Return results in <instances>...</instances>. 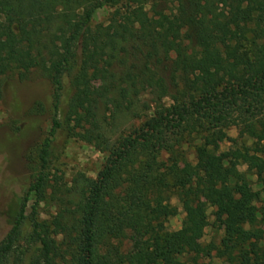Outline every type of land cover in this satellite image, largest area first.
I'll return each instance as SVG.
<instances>
[{
    "label": "trees",
    "instance_id": "obj_1",
    "mask_svg": "<svg viewBox=\"0 0 264 264\" xmlns=\"http://www.w3.org/2000/svg\"><path fill=\"white\" fill-rule=\"evenodd\" d=\"M33 70L51 127L5 212L0 264H199L207 206L217 258L264 264V0H0V77ZM101 108L138 125L112 139ZM62 131L105 155L94 179L54 172Z\"/></svg>",
    "mask_w": 264,
    "mask_h": 264
},
{
    "label": "rangeland",
    "instance_id": "obj_2",
    "mask_svg": "<svg viewBox=\"0 0 264 264\" xmlns=\"http://www.w3.org/2000/svg\"><path fill=\"white\" fill-rule=\"evenodd\" d=\"M110 9L103 8L96 12L93 23H104ZM0 241L8 231L5 221L6 210L20 197L24 188L28 185L29 171L28 160L30 154L50 131V113L52 90L49 82L39 70H33L20 79L15 72L0 77ZM98 119L101 123H112L106 129L110 132L112 139L125 132L131 125H138L130 116H117L114 119L109 112L103 108L98 111ZM72 122V127H77ZM231 139L237 137V129L231 128L227 131ZM231 144L228 141L219 144V152L227 151ZM105 155L94 148V146L68 136L64 131L59 133L53 144L52 168L54 172L62 175L64 182L70 183L77 173H83L88 178L94 179L103 165ZM246 171V167H240ZM250 189L259 190L256 177L249 175ZM201 202L207 206L205 197ZM175 203V202H174ZM29 203L27 214L30 213ZM209 226L205 230L199 242L204 247L197 259L199 264H228L225 260L217 258L212 245H218L222 232L214 224L211 216L213 209L208 207ZM40 209H48L44 205ZM42 218L46 215L41 214ZM182 210L179 208L178 215L171 218L167 223L170 231L178 230L183 220ZM263 229L262 227H260ZM126 244L124 242V248ZM29 256L23 260L28 264Z\"/></svg>",
    "mask_w": 264,
    "mask_h": 264
}]
</instances>
